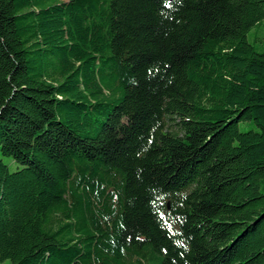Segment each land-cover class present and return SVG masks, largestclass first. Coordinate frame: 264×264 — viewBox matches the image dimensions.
<instances>
[{"label":"trees","instance_id":"16d2710c","mask_svg":"<svg viewBox=\"0 0 264 264\" xmlns=\"http://www.w3.org/2000/svg\"><path fill=\"white\" fill-rule=\"evenodd\" d=\"M263 22L0 0V264H264Z\"/></svg>","mask_w":264,"mask_h":264},{"label":"rangeland","instance_id":"374dc122","mask_svg":"<svg viewBox=\"0 0 264 264\" xmlns=\"http://www.w3.org/2000/svg\"><path fill=\"white\" fill-rule=\"evenodd\" d=\"M253 37H257L260 40H264V22L261 23L260 26L254 27L249 34V39L252 41ZM239 128L241 131H247L249 129L254 128L253 123L250 122H241L239 124ZM0 160L8 167L10 172H14L20 168V166L15 163L11 157L2 156L0 153Z\"/></svg>","mask_w":264,"mask_h":264}]
</instances>
